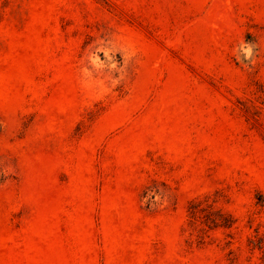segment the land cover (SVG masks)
<instances>
[{
    "label": "rangeland",
    "instance_id": "rangeland-1",
    "mask_svg": "<svg viewBox=\"0 0 264 264\" xmlns=\"http://www.w3.org/2000/svg\"><path fill=\"white\" fill-rule=\"evenodd\" d=\"M263 200L264 0H0V264H264Z\"/></svg>",
    "mask_w": 264,
    "mask_h": 264
},
{
    "label": "trees",
    "instance_id": "trees-1",
    "mask_svg": "<svg viewBox=\"0 0 264 264\" xmlns=\"http://www.w3.org/2000/svg\"><path fill=\"white\" fill-rule=\"evenodd\" d=\"M263 198V197H262ZM263 202H264V200H263Z\"/></svg>",
    "mask_w": 264,
    "mask_h": 264
}]
</instances>
